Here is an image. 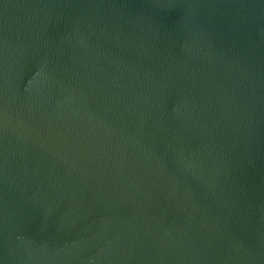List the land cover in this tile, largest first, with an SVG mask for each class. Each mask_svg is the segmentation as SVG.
<instances>
[{
	"label": "water",
	"instance_id": "water-1",
	"mask_svg": "<svg viewBox=\"0 0 264 264\" xmlns=\"http://www.w3.org/2000/svg\"><path fill=\"white\" fill-rule=\"evenodd\" d=\"M0 264H264V0H0Z\"/></svg>",
	"mask_w": 264,
	"mask_h": 264
}]
</instances>
